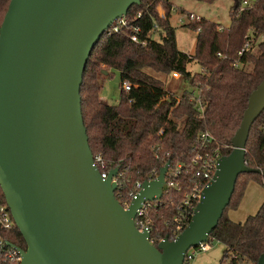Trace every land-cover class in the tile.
Wrapping results in <instances>:
<instances>
[{
	"label": "water",
	"instance_id": "1",
	"mask_svg": "<svg viewBox=\"0 0 264 264\" xmlns=\"http://www.w3.org/2000/svg\"><path fill=\"white\" fill-rule=\"evenodd\" d=\"M140 0H11L0 28V186L23 236L21 264H184L208 241L230 205L251 128L264 112V81L253 91L233 151L219 161L188 227L158 246L135 225L162 197L165 165L125 209L104 180L82 114L81 87L95 46ZM258 264H264V255Z\"/></svg>",
	"mask_w": 264,
	"mask_h": 264
},
{
	"label": "trees",
	"instance_id": "2",
	"mask_svg": "<svg viewBox=\"0 0 264 264\" xmlns=\"http://www.w3.org/2000/svg\"><path fill=\"white\" fill-rule=\"evenodd\" d=\"M243 2L235 0L229 28L206 19L186 26L197 32L193 54L178 47L176 29L171 24L172 0L166 5V21L159 18L155 0H140L129 10L131 18L143 14L133 25L142 27L140 38L145 44L133 42L129 37L131 31L125 30L104 35L93 49L81 87L82 114L93 155H101L106 163L126 170L118 190L120 203L129 199L138 182L145 181L166 163H189L197 137L205 131L215 137L213 146L220 148L222 157L233 151L232 140L241 126L249 98L264 81V0L247 6ZM10 3L11 0H0V28ZM155 24L159 25L160 40L150 36ZM248 40L252 41V48L241 58V67L236 68L233 63ZM219 53L225 58H219ZM193 63L201 65L202 70L192 73L189 66ZM111 70H117L121 78V99L117 105H110L101 96ZM175 72L200 90L204 114L193 100V91H185L178 105L174 96L162 102L171 93L165 90L166 80ZM125 81L133 85L130 93L123 89ZM246 149L248 166L264 172V112L251 128ZM189 179H182L181 192L166 190L153 210L152 239L157 241L156 245L166 238L176 239L177 205L195 182ZM250 180L264 187L262 174H241L230 205L210 235L209 244L218 241L226 247L221 264H258L264 255V203L244 223L227 217V211L239 205ZM0 201L7 204L1 186ZM6 237L26 249L19 230Z\"/></svg>",
	"mask_w": 264,
	"mask_h": 264
},
{
	"label": "built area",
	"instance_id": "3",
	"mask_svg": "<svg viewBox=\"0 0 264 264\" xmlns=\"http://www.w3.org/2000/svg\"><path fill=\"white\" fill-rule=\"evenodd\" d=\"M157 2V9L159 13V18L161 20H168L169 15L166 9V5L171 2V0H155ZM244 6L249 5L250 3L247 1L243 2ZM164 10V11H162ZM162 11V12H161ZM177 10L172 5L170 8V13H176ZM143 14L138 13L135 17H128L124 16L120 19L116 20L110 28L106 31L105 35H115V34H121L125 30H130L131 33H129V37L133 42L136 43H143L145 44V41H142L140 38V35L143 32V29L141 26L133 25L135 21L142 19ZM203 21V18H201L198 15H195L193 13H189L184 15L183 17H179L178 22L182 26H188L191 24L200 23ZM159 25L155 24L153 30L151 31V35L154 32H158ZM201 29H198V32H200ZM252 41L248 40L244 46V48L238 53V59H236L233 63V66L236 68L241 67V58L243 57L244 53L252 48ZM219 58H225V56L221 53L217 55ZM173 79L179 80L181 79V74L175 72L172 74ZM191 82V81H190ZM133 85L130 81H125L123 83V89L125 92L130 93L132 91ZM194 97L193 100H195L198 104V110L204 114V106L201 102V92L198 89V95H196L195 91H193ZM174 96L176 99V104L178 105L181 101V98L177 97L174 94H168V96L162 100L164 101H170V97ZM160 134H163V130L160 132ZM216 143L215 137L209 132L205 131L197 137L195 146L193 148V156L190 159L189 163H174L171 164L166 163L165 165H169L168 170L165 174V184L163 186V195L165 194V191H176L181 192L183 190V181L182 179L186 178L189 179V176L191 178L189 181H195L193 187L190 191H187L184 194L183 201L177 205V211L179 212V223L177 227V231L175 233V237L177 238L180 233H182V230L184 227H188L190 222L192 221V218L195 214V211L198 207V205L201 202L203 190L210 184L215 176L216 172L218 170L219 161L222 158L220 154V148H214V144ZM166 159H163V162L165 163ZM94 164L98 168V170L101 173L102 179L106 180L109 177V174L113 170H117V175L113 177L112 183L117 184V191H116V197L117 199L120 197L121 194H118L119 188L123 185L125 180V171L122 170L121 166H115L112 163H106L101 155H95L94 156ZM164 165V166H165ZM163 166V167H164ZM160 170H154L145 181L138 182L136 184V187L133 192L130 193L129 199L125 200L124 203H120L125 209H128L134 200L137 199L138 195L140 194L141 190L143 189V185L146 182H152L159 178L160 176ZM162 197L155 201H146L142 204V207L137 211V215L135 217V225L137 229L141 232H148L150 234V242L155 245L156 240L152 239V233H153V220H152V212L156 208L158 203H161ZM120 202V201H119ZM19 230L16 221L14 220L12 213L10 211V208L7 204H4L0 201V264H21L22 262V253L21 249L22 247H19L12 243L6 236L7 234H11L12 232ZM20 231V230H19ZM209 240L205 243H201L197 247H191L185 257L184 264H191L195 256L199 253L207 252L209 249ZM158 242L159 244L162 242Z\"/></svg>",
	"mask_w": 264,
	"mask_h": 264
},
{
	"label": "rangeland",
	"instance_id": "4",
	"mask_svg": "<svg viewBox=\"0 0 264 264\" xmlns=\"http://www.w3.org/2000/svg\"><path fill=\"white\" fill-rule=\"evenodd\" d=\"M243 1L249 3L256 2V0ZM172 4L177 10L176 13L171 14V24L176 29L178 47L188 54H193L196 46L197 32L190 30L186 26H182L178 22L179 17L193 13L220 27L229 28L231 25L230 11L235 6V0H172ZM152 37L154 40L161 39L159 32H154ZM261 41H264V38H261ZM189 70L192 73H198L202 70V67L198 63H193L189 66ZM159 77L163 78L161 76ZM165 90L179 98H181L185 91H195L196 95H198V90L184 77H181L179 80L169 77L166 80ZM102 95L106 96V100L110 105H117L120 102L121 78L117 70L110 71L102 89ZM263 203L264 187L257 181L250 180L246 185L239 205L236 208H230L227 211V217L236 223H244L250 216H254L258 213ZM225 252L226 247L220 242L214 241L209 244L208 251L197 254L191 264H221Z\"/></svg>",
	"mask_w": 264,
	"mask_h": 264
},
{
	"label": "crops",
	"instance_id": "5",
	"mask_svg": "<svg viewBox=\"0 0 264 264\" xmlns=\"http://www.w3.org/2000/svg\"><path fill=\"white\" fill-rule=\"evenodd\" d=\"M180 50H181V49H180ZM182 51H183V50H182ZM101 96H102V99H103V100L107 101V100H106V96L102 95V93H101Z\"/></svg>",
	"mask_w": 264,
	"mask_h": 264
}]
</instances>
